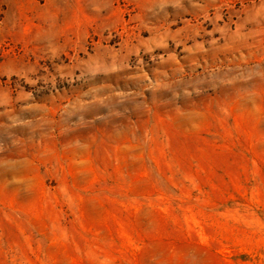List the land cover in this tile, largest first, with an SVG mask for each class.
<instances>
[{
	"label": "rangeland",
	"instance_id": "rangeland-1",
	"mask_svg": "<svg viewBox=\"0 0 264 264\" xmlns=\"http://www.w3.org/2000/svg\"><path fill=\"white\" fill-rule=\"evenodd\" d=\"M0 264H264V0H0Z\"/></svg>",
	"mask_w": 264,
	"mask_h": 264
}]
</instances>
